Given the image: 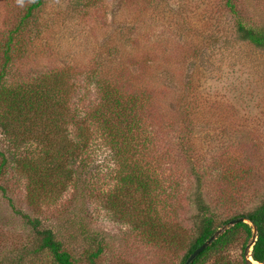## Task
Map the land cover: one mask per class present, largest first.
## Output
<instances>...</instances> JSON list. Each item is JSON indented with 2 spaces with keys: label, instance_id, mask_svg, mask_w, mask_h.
<instances>
[{
  "label": "rangeland",
  "instance_id": "rangeland-1",
  "mask_svg": "<svg viewBox=\"0 0 264 264\" xmlns=\"http://www.w3.org/2000/svg\"><path fill=\"white\" fill-rule=\"evenodd\" d=\"M236 1L248 22L264 23V0ZM28 2L0 0V38ZM30 23L21 34L9 81L37 80L55 71L67 90L101 78L104 67L111 77V68L129 64L134 86L151 90L167 157L149 172L161 182L154 214L161 220L160 231L174 239L156 243L144 237L135 219L141 215L136 206L140 192L130 197L134 206L123 211L124 204H109L120 167L102 148L93 163L77 162L76 190L58 183L52 199L40 206L29 204L16 171L9 168L0 176V264H52L47 253H33L39 242L29 220L35 219L39 229L53 230L78 264H89L85 252L95 249L94 239L104 247L97 258L103 264H185L182 258L199 225L195 168L217 222L261 201L264 51L237 39L222 0H45ZM0 148L11 160L1 134ZM35 148L26 155L40 157ZM93 175L103 201L86 186ZM252 240L243 249L241 233L199 264H245L243 252Z\"/></svg>",
  "mask_w": 264,
  "mask_h": 264
},
{
  "label": "trees",
  "instance_id": "trees-1",
  "mask_svg": "<svg viewBox=\"0 0 264 264\" xmlns=\"http://www.w3.org/2000/svg\"><path fill=\"white\" fill-rule=\"evenodd\" d=\"M44 1L29 0L23 11L14 16L11 28L0 38V134L4 136L7 153L11 156L9 160L0 148V176L7 175L9 168L16 171L24 180L29 204L40 206L52 199L53 187L58 183H63L66 188L70 184L76 190L80 174L77 162L80 166L93 163L100 149L104 148L120 167L116 171L117 183L108 194L109 204L114 207L124 204L120 206L123 211L124 206H134L129 201L130 197L134 192H140L141 199L133 204L140 210L141 215L135 219L143 226L144 237L151 242L173 243L171 234L168 233L170 240L166 232L160 231L163 228L161 220L157 213L154 214L160 201L155 198V192L161 182L157 176L152 178L149 175L151 167L156 163L162 164L163 158H167L164 156L165 149H161L164 141L160 128L161 116L157 114L154 102H151V98H154L151 90L134 86L129 64L123 69L111 68V77H108L109 67H104L101 78L88 84H68L70 88L68 86L67 90L55 71L37 80H8L9 68L20 51L21 34L28 29ZM222 1L234 20L237 39L264 51V23L248 22L236 0ZM64 71L60 69L59 72L64 74ZM48 81H52V85ZM67 125H71V129ZM34 145L40 157L26 155L33 151L31 148ZM144 161L149 164L148 167L143 165ZM193 174L198 181L193 198L199 210V225L197 235L182 261L185 263L190 254L208 240L221 224L244 218L249 223L239 221L224 229L190 264H199L209 252L225 248L241 233L245 236V249L247 241L254 237V227L256 240L251 256L254 261L264 262V194L253 208L229 216L220 223L205 201L202 176L196 168ZM97 181L94 177L85 185L90 192L97 191V196L103 201V194L96 188ZM0 188L4 189L2 186ZM170 200L173 201V196H170ZM142 204L145 207H140ZM29 223L39 242L33 253H47L52 264H78V259L56 238L52 229H39L40 221L37 219L29 220ZM93 241L96 242L95 249L85 252V260L89 264H103L97 258L104 247L100 241ZM243 257L245 264H252L248 260L247 248Z\"/></svg>",
  "mask_w": 264,
  "mask_h": 264
},
{
  "label": "water",
  "instance_id": "water-1",
  "mask_svg": "<svg viewBox=\"0 0 264 264\" xmlns=\"http://www.w3.org/2000/svg\"><path fill=\"white\" fill-rule=\"evenodd\" d=\"M239 221H245L247 223H249V220L248 219H244V218H239V219H234V220H231L227 223L228 227L231 226V225H234L235 223L239 222ZM227 226L224 227V229L228 228ZM223 228H219L208 240H206L202 245H200L198 248H196L191 254L190 256L187 258V260L185 261V264H190L194 258L200 254L208 245L211 244V242L224 230ZM253 232H254V237H253V240H252V243H251V247H248L247 248V254L250 256V259L248 258V260L252 263V264H264V262L260 263V262H257V261H254L252 256H251V252H252V249H253V245H254V241L256 240L255 238V234H256V228L254 227L253 229ZM251 248V249H250ZM250 249V251H249Z\"/></svg>",
  "mask_w": 264,
  "mask_h": 264
}]
</instances>
